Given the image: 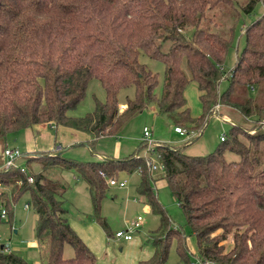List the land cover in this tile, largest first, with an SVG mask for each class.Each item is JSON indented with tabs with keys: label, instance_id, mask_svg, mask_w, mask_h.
Returning <instances> with one entry per match:
<instances>
[{
	"label": "trees",
	"instance_id": "16d2710c",
	"mask_svg": "<svg viewBox=\"0 0 264 264\" xmlns=\"http://www.w3.org/2000/svg\"><path fill=\"white\" fill-rule=\"evenodd\" d=\"M237 2L249 12L256 0H0V145H7L9 131L41 122L84 130L93 140L116 133L151 101L155 112L173 116L174 125L198 132L215 103L259 120L253 130L230 121L228 134L204 153L155 142L149 151L158 174L146 162L152 156L140 152L144 141L123 156L86 160L61 149L27 152L15 146L22 152L18 165L0 162V221L1 209L11 216L19 196L30 191L43 264H104L68 221L64 186L51 172L60 165L74 168L84 180L96 212L108 187L106 177L137 171L136 191L159 216L147 237L153 251L137 264H163L171 237L177 240L178 258L190 261L185 234L155 194L158 177L165 179L194 234L199 262L191 264H264V97L250 91L264 83V7L243 27V45L227 70L223 61L232 31L228 27L224 34L210 17L219 5ZM140 53L164 63L159 95L157 74L139 60ZM91 77L102 84L104 98L95 99L84 114L68 113ZM222 78L226 85L219 90ZM189 80L199 89L197 115L189 112L183 94ZM130 84L133 94L125 96L121 108L117 93ZM226 151L237 157L227 158ZM67 242L70 256L64 255ZM2 244L0 264H32Z\"/></svg>",
	"mask_w": 264,
	"mask_h": 264
},
{
	"label": "rangeland",
	"instance_id": "374dc122",
	"mask_svg": "<svg viewBox=\"0 0 264 264\" xmlns=\"http://www.w3.org/2000/svg\"><path fill=\"white\" fill-rule=\"evenodd\" d=\"M263 7L264 0H256L249 12L242 10L238 2L233 4L223 3L214 8V12L211 10L210 17L217 21L219 29L222 30L221 32L227 34L228 27L232 31V43L228 47L223 61L224 69L227 70L233 64L236 52L243 45V27L258 16ZM211 28H213L212 25ZM139 60L156 72L157 84L154 90L159 95L163 82L164 63L145 53L139 54ZM183 68L186 70L184 65ZM225 85L226 79L222 78L218 89H223ZM250 91L258 99H262L264 97V83L261 84V88L250 89ZM104 93V88L98 78H89L83 97L73 108L68 110V113L73 115L84 114L93 108L95 99L104 98ZM132 94L133 85L131 84L119 89L117 95L121 108L124 106L125 96H131ZM183 94L189 112L192 115L199 114L201 111L199 89L194 80H189L185 84ZM173 119V116L169 113L159 114L155 112V102L151 101L146 107L129 117L116 133H105L93 140H91L90 134L84 130L59 124L57 127L49 125L35 126L28 138L24 135V129L9 131L6 135V142L9 145L23 148V150L26 148L25 144L27 142H30L32 148L60 145L64 155L80 160L94 159L99 157L100 154L123 156L137 149V146L143 140L142 127L146 125L150 131L149 137L155 140L151 141L152 144L164 141L171 145H183V150L188 153H204L217 146L220 135L228 134L230 121H237L243 129L247 130H253L259 124V120H255L254 116H245L234 107L220 103L214 106L211 114L205 117L199 132L192 137H185V134L176 132L173 129ZM179 125L185 127L183 124ZM240 137L244 139L241 134ZM150 147V144L146 143L140 149V152L151 155L155 161L154 153L149 151ZM3 148L4 145L1 144L0 162ZM225 155L227 158L237 157V154L232 151H226ZM153 169V173H159L157 168ZM51 172L64 186L62 197L68 207L67 215L70 225L73 227L74 224L77 226V224L95 223V229L93 227L89 228V232L94 237H97L99 232L104 238L105 244L106 242L109 243L110 251L113 254L112 258H124L126 250V247L122 244L124 239L120 238L121 242H117L119 237L114 235L115 230L126 227L128 222L137 214H141L142 219L140 225L132 230V235L135 238L139 237L141 243H149L147 237L157 227L159 216L150 208L146 209L144 207L143 196L136 191L137 171L129 173L119 171L118 177L125 178V184H108L105 195L100 201L98 212L94 209L84 180L76 175L74 168L60 165L54 167ZM153 187L172 224L178 226L185 234L190 260L188 264L198 261L194 234L186 222L183 210L171 194L165 179L162 177L154 179ZM31 200L30 191H24L14 204L12 215L3 217V220L0 221V241L2 243L8 242L11 250L23 255L30 263L43 264L35 237L36 212ZM26 202L29 203L28 207L25 206ZM98 216L105 220L106 225L101 223L100 219L97 218ZM176 243V238L171 237L167 257L163 264H184L178 258ZM72 253V246L68 242L65 243L64 255L70 256Z\"/></svg>",
	"mask_w": 264,
	"mask_h": 264
},
{
	"label": "crops",
	"instance_id": "0c3cea01",
	"mask_svg": "<svg viewBox=\"0 0 264 264\" xmlns=\"http://www.w3.org/2000/svg\"><path fill=\"white\" fill-rule=\"evenodd\" d=\"M51 124L52 123L41 122V123L35 124L34 126L25 127L24 128V130H25L24 135H25V137L28 138V135L31 134V132H33V128L35 126L37 127L38 125L39 126L49 125V126L55 127V125H53V124L51 125ZM38 129H39V127H38ZM25 145H26L25 146L26 148L24 149V151H27V152L36 151V150H49V149H55V148L60 150V148H61L60 145H58L56 147L52 146V147H47V148H42V147H36V148L33 147L32 148V146L30 145V142H27ZM14 146H16V145H14ZM22 150H23V148H22ZM100 155H107V154H100ZM5 158H6V156L2 153L1 164H4ZM144 207L146 209H148L149 205L144 203ZM36 216H37V214H36ZM94 225L96 226L95 223L89 222L88 224L85 223L83 225L77 224V226L74 224L73 227H74V230L78 233V235L85 241V243L88 245V247L95 253L97 260L101 263H104V264H110V263L137 264L139 259L148 257L153 251V248L149 243H146V242L141 243V240L139 237L135 238L132 235L131 238L124 239L122 241V244L126 247L125 255H124L125 257L122 259L112 258L113 254L111 253L112 251H110L109 243L106 242V244H105L104 238L100 235L99 232L97 233V237H94L92 235V233L89 232V228L93 227L95 229ZM120 238L121 237L117 238V242H121Z\"/></svg>",
	"mask_w": 264,
	"mask_h": 264
},
{
	"label": "built area",
	"instance_id": "2783aa9c",
	"mask_svg": "<svg viewBox=\"0 0 264 264\" xmlns=\"http://www.w3.org/2000/svg\"><path fill=\"white\" fill-rule=\"evenodd\" d=\"M217 105H218V103L214 104V106H217ZM173 129L180 134H185V137H192L194 134H196L198 132L196 129H187L186 127L180 126L179 124H175L173 126ZM149 134H150V131H149L148 127L146 125H143V127H142L143 140L142 141H144L147 144H150V146H151L152 145L151 141H155V140H152L149 137ZM221 138H223V135H220V139ZM3 154L6 156L5 161H4V165L11 166V165H18V158L21 156L22 152L19 148L7 144L3 148ZM146 162L148 164H150L152 168H156L158 166V164H156V162L149 157L146 159ZM21 168L23 170H25V166L22 165ZM32 178H33L32 174L28 173V179H32ZM106 181L108 184L124 185L126 182V179L121 178V177H116V176H108V177H106ZM25 206L26 207L29 206V203L26 202ZM6 214H7L6 209L2 208L1 209V215L3 217H5ZM141 219H142L141 214H137L134 218H132L128 222L126 227L116 229L114 232V235L117 237H121L123 239L131 238L132 237V230L140 225ZM2 246L6 250L11 249L8 242H4L2 244Z\"/></svg>",
	"mask_w": 264,
	"mask_h": 264
}]
</instances>
